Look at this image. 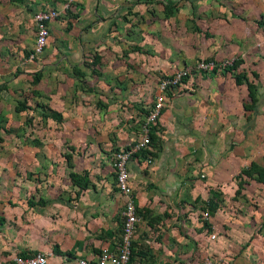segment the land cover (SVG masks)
<instances>
[{
  "label": "crops",
  "instance_id": "0c3cea01",
  "mask_svg": "<svg viewBox=\"0 0 264 264\" xmlns=\"http://www.w3.org/2000/svg\"><path fill=\"white\" fill-rule=\"evenodd\" d=\"M65 1L0 0V264L35 253L76 264L116 248L123 200L111 158L138 139L120 141L118 97L128 101L133 71L199 57L235 65L164 94L160 133L128 164L146 235L133 237L141 256L131 264L263 262L264 0H75L62 10ZM45 8L63 18L31 58L25 9ZM181 29L193 53L176 48ZM71 174L79 185L86 175L83 190Z\"/></svg>",
  "mask_w": 264,
  "mask_h": 264
},
{
  "label": "built area",
  "instance_id": "2783aa9c",
  "mask_svg": "<svg viewBox=\"0 0 264 264\" xmlns=\"http://www.w3.org/2000/svg\"><path fill=\"white\" fill-rule=\"evenodd\" d=\"M75 0H66L62 6V10L74 3ZM60 16V11L55 9H41L32 14V24L34 28V42L31 58L38 56L46 47L49 37V25L57 20ZM231 61H224L222 64L214 61H202L196 67V70L202 72H212L224 66L230 65ZM189 70L178 71L170 77H166L160 82L159 92L155 96L153 107L146 114L143 120L140 135L138 139L131 145L118 149L112 154L111 166L114 174V188L123 200L121 233L119 242L114 250L106 248L100 249L94 260L87 261L79 259L76 264H127L131 243L134 237L135 227L139 222L136 215L135 205L132 196V186L129 176L128 164L132 157L138 152L146 151L150 148V130L154 126L160 112L163 108L164 93L171 89L181 86V81L190 75ZM208 215L202 213V218L206 219ZM210 240L214 236L209 237ZM13 264H46V257L41 253H35L26 257L16 256L12 259Z\"/></svg>",
  "mask_w": 264,
  "mask_h": 264
},
{
  "label": "rangeland",
  "instance_id": "374dc122",
  "mask_svg": "<svg viewBox=\"0 0 264 264\" xmlns=\"http://www.w3.org/2000/svg\"><path fill=\"white\" fill-rule=\"evenodd\" d=\"M5 8L7 9V12L9 14L8 5L6 7L0 6V12L2 13V11ZM26 10L27 9H25V13L28 15V18L31 20L32 19V12L29 10H27V11ZM62 18H63V14L61 16H59L57 18V20H62ZM191 29H193V27ZM135 30L139 31L140 27L136 26ZM189 30L188 29H185V30L181 29L180 30V36L179 37L176 36V41L178 42V46L176 48L178 50L180 49L179 52H183L186 50H190L191 53L194 52V46L192 44H186V42L182 43V39L187 38L186 34H188ZM33 32H34L33 28L31 29V31L30 30L28 31V29L24 30V37H23L24 44H25L26 39H28V40H30L31 38L34 39V36L32 35ZM201 38H202V35L199 34L197 36V39H194V40L198 41L199 39L201 40ZM194 40L191 39L190 42H192ZM22 43H23V40H22ZM194 55H196V54H194ZM120 56H122V55H120ZM204 60H206V58L199 57L198 59L193 60L192 62H188L190 64H186V65H183L181 67H172V65L163 67V65H161V64H155V65L149 64L148 69L144 68V70L133 71L132 75L129 76V78L132 81V84H129L128 88L127 87L123 88L126 91L124 93V95H128L127 97H125L124 101H126V98H128V101L121 102L122 101L121 96L118 97V99L120 101L118 103V111L120 114V117H119L120 118L119 119V121H120V132H119L120 141H129L130 139H133V137H137V136L139 137L140 132H141V126L143 124V120L145 117L144 113H145V111H147L146 109H148L150 106L153 105V102H154L153 100H154V97L159 92V87H160L161 81H163L166 77H170V76L174 75L176 72L181 71V70L182 71L189 70L191 72L189 76H194L198 73H202V71L196 70V67L199 63H201ZM228 60L229 59H224L223 61L216 62V63L222 64L224 61H228ZM109 61H111V60H109ZM108 63L105 62L103 64L105 66H108ZM115 75H116V77H118V76H121V73L118 72ZM119 81H121V80H119ZM109 84H110V86H108L109 91L115 93L114 89L117 88V85L115 83H113V85H112L111 80H110ZM179 87H177V88H179ZM193 90H194V88H193ZM127 93H129V94H127ZM132 99H134V100H132ZM180 120L181 119H178V121H180ZM182 125H185V123H183ZM159 126L160 125L158 124V121H156V123L154 124L153 130L155 132H157L158 134L161 131ZM190 136L195 137L194 135H190ZM7 142H8L7 143L8 148L11 147L13 145V143H17L16 140L9 138V137H8ZM156 142L157 141H155L154 144H156ZM19 143H21V142H19ZM130 143H131V141L129 142V144ZM127 146H129V145H127ZM84 151L85 150L83 149V152ZM12 156H13V151H12ZM8 161H10V160L8 159ZM132 187H135V186H132ZM134 205H136V203H134ZM135 210L137 211L138 209L135 207ZM136 215L139 218V222H138L137 226L135 227L136 229L134 231V236L136 235L137 237H139V239H142V238L146 237V235L143 234L144 231L142 230V229H144V225L142 224L143 217H142L141 213H136ZM201 216L202 215H200V217ZM119 224L120 225H119L118 230L121 233V222ZM132 243H133V240H132ZM136 262H137V260H135L134 264ZM192 262H194L195 264H210V260H208V258H206L205 256L201 257L199 255H195V256H193V258H191L189 260V264H191ZM212 264H221V263L218 261H215V262H212ZM259 264H264V261L260 262Z\"/></svg>",
  "mask_w": 264,
  "mask_h": 264
},
{
  "label": "trees",
  "instance_id": "16d2710c",
  "mask_svg": "<svg viewBox=\"0 0 264 264\" xmlns=\"http://www.w3.org/2000/svg\"><path fill=\"white\" fill-rule=\"evenodd\" d=\"M147 1H151V0H147ZM171 7H169V6H165V9L166 10H168V9H170ZM205 62L206 61H210L209 59H206V60H204ZM235 64L233 63V62H231V64L230 65H227V66H224V67H222L221 69H229V68H231V67H233ZM215 70L216 69H214L212 72H215ZM242 78H244L242 75H236L235 76V82H236V84H239L240 83V80L242 79ZM187 79V77H185L182 81H181V84L182 83H184V81ZM248 89H249V87H248ZM250 92H251V90H249ZM165 92H167V90L165 91ZM251 101H252V103H254V99H253V96H251ZM153 128H154V126H152V127H150L149 128V130H150V146L152 145V143H153V137H154V135H153V132H154V130H153ZM142 153H144V152H146V151H141ZM138 153H140V152H138ZM138 153H136V154H138ZM135 154V155H136ZM134 155V156H135ZM65 159H66V161H68V156L66 155L65 156ZM246 170H242L241 171V174H244V172H245ZM75 175H73V174H71L70 175V179H71V181H72V183L73 184H76L77 186H78V188H79V190H83L84 188H85V186H86V175H84L83 177H80V180L79 181H83V184L82 185H79V184H77V182H76V180L78 179H75ZM136 213H140L139 212V210H137L136 211ZM207 214V213H206ZM135 249V244L134 243H132L131 244V249H130V255H129V259H128V263L127 264H131V262L133 261V258H134V256L135 257H137V256H141V254H139V253H137L136 252V250H134ZM132 250V251H131ZM23 257H26V256H23Z\"/></svg>",
  "mask_w": 264,
  "mask_h": 264
},
{
  "label": "bare ground",
  "instance_id": "6f19581e",
  "mask_svg": "<svg viewBox=\"0 0 264 264\" xmlns=\"http://www.w3.org/2000/svg\"><path fill=\"white\" fill-rule=\"evenodd\" d=\"M136 226H137V225H136ZM135 229H136V228H135ZM131 244H132V243H131ZM131 251H132V250H131ZM129 261H130V260H129ZM129 261H128V262H129Z\"/></svg>",
  "mask_w": 264,
  "mask_h": 264
}]
</instances>
